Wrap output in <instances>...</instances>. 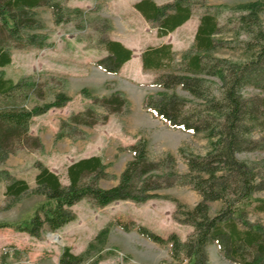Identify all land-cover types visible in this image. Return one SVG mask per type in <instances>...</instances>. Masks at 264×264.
Listing matches in <instances>:
<instances>
[{
    "label": "trees",
    "instance_id": "obj_1",
    "mask_svg": "<svg viewBox=\"0 0 264 264\" xmlns=\"http://www.w3.org/2000/svg\"><path fill=\"white\" fill-rule=\"evenodd\" d=\"M193 1L176 0L159 6L153 0H141L134 8L147 22L157 24L159 37H164L190 20ZM42 7L52 11L57 26L73 22L75 29L81 31L85 23L83 11L65 6L63 0H0V164L23 149L43 152L41 139L30 134L32 120L52 109L64 108L72 100L61 90H47L36 75L23 76L17 81L6 76L5 68L12 64L13 49L51 47L46 34L36 33L45 29L37 12ZM263 9L262 2L249 3L241 7V14L236 17L239 24L251 32L244 48L252 52V57L246 63H231L210 54L222 47L221 41L215 39L222 34V29L217 15L210 11L200 18L194 46L183 53L180 63H176L171 45L149 48L142 54L143 69L161 72L155 85L164 90L145 98V110L173 129L205 134L211 140L210 150L204 156L180 149L187 173L177 171L172 154L152 160L148 143L142 138L127 148L133 158L118 184L110 189L99 185L109 177L108 166L100 156L70 164L66 185L41 162L35 165L38 173L34 188L26 180L0 168V183L6 186L5 209L12 208L30 194L45 198L28 222L0 227L14 228L41 239L44 228L57 232L75 221L73 207L81 201L100 208L119 201L142 204L152 199H170L159 191L189 186L201 197L194 208H186L177 199H170L177 204L174 219L194 229L186 240L177 234L165 239L134 222L121 224L120 228L125 232L135 230L160 245L171 244L172 262L163 264H210L208 247L213 244L218 245L226 259L235 263L264 264V224L253 223L248 218L250 209L264 214V199L256 197L264 192V161L256 164L238 158L244 152L264 151V133L259 139L254 136L258 129L264 132L261 121L264 119V93L262 97L244 94L249 87L264 92V31L260 19ZM102 23L106 29L110 28L107 20ZM98 43L104 45L107 55L97 65L108 73L118 74L132 58V51L120 42L99 38ZM177 87L197 102L166 92ZM82 94L91 100V106L62 120L56 141L84 139L87 133L83 128L106 123L112 115L130 112L129 101L121 91L107 97L93 96L86 89ZM48 96L53 99L48 100ZM32 100L35 104L29 107L27 103ZM99 108L104 113H100ZM213 202H222L215 216L210 215ZM109 230V226L104 227L94 239L96 244L91 243L82 254L76 255L65 248L59 264H86L93 249L103 250ZM102 259L98 257L92 264Z\"/></svg>",
    "mask_w": 264,
    "mask_h": 264
},
{
    "label": "rangeland",
    "instance_id": "obj_2",
    "mask_svg": "<svg viewBox=\"0 0 264 264\" xmlns=\"http://www.w3.org/2000/svg\"><path fill=\"white\" fill-rule=\"evenodd\" d=\"M63 1L65 6L83 11L85 23L80 28L82 30L77 31L73 22L68 26H57L49 8L37 9L45 29L36 33L46 34L51 47L13 49L12 64L5 71L6 76L14 81L23 76L36 75L47 90H61L72 100L64 108L52 109L32 120L30 134L41 139L43 152L20 150L0 164V168L26 180L34 188L38 173L35 165L41 162L59 175L61 182L66 185L69 182L67 167L70 164L80 159L100 156L108 166L109 177L101 180L99 185L101 188L110 189L118 184L127 163L133 158L127 148L142 138L148 143V153L152 160H158L167 153L172 154L176 159L177 171L181 174L187 173L188 168L180 149L204 156L210 150L211 140L205 134L173 129L168 123L145 110V98L164 90L155 85L156 77L161 72L143 69L142 54L149 48L171 45L176 54V63H180L183 53L194 46L200 18L210 11L217 15L222 29V34L215 38L218 42L221 41L222 47L216 48L210 54L231 63H246L252 57V52L244 48L251 32L239 24L236 17L241 14L243 5L264 3V0H194L191 4L190 20L164 37H159L157 24L147 22L134 8L141 0ZM153 1L163 6L176 0ZM260 19L264 31V9ZM102 20H107L110 28L106 29ZM99 38L120 42L133 53L127 66L122 67L116 75L97 65L107 55L104 45L98 43ZM214 80L219 82L218 79ZM85 89L97 97H107L115 91H121L129 101L130 112L126 115H112L106 123L83 128L87 133L84 139L56 141L61 121L91 106V100L82 94ZM166 92L176 93L189 101L194 100L181 87ZM263 93L253 87L244 91L246 97H262ZM52 99L53 96H48V100ZM34 104L33 100L27 103L29 107ZM98 111L104 113L101 108ZM261 121L264 123V119ZM263 133V130L258 129L254 136L259 139ZM238 158L260 164L264 161V151L244 152ZM5 187V183H0V225L28 222L45 201L42 196L30 194L12 208L5 209ZM158 193L177 199L189 209L201 201V197L189 186H174ZM256 197L264 199V192L256 194ZM170 199H152L142 204L119 201L104 208L93 206L84 200L73 207L77 216L75 221L57 232L44 228L41 239L14 228L0 227V264H59V257L65 248H70L76 255L86 252L106 226H109L110 233L103 250L100 252L99 247L93 249L91 259L86 264H92L98 257H103L98 264L172 262L171 244L160 245L135 230L125 232L120 228L121 224L134 222L165 239L177 234L182 240H186L194 229L174 219L177 204ZM221 208L222 202L210 203V215L215 216ZM180 218L183 219V216L180 215ZM248 218L253 223L264 224V214L254 209L249 210ZM208 254L210 264H238L226 259L217 244L208 247Z\"/></svg>",
    "mask_w": 264,
    "mask_h": 264
},
{
    "label": "crops",
    "instance_id": "obj_3",
    "mask_svg": "<svg viewBox=\"0 0 264 264\" xmlns=\"http://www.w3.org/2000/svg\"><path fill=\"white\" fill-rule=\"evenodd\" d=\"M127 64H128V63L124 64V66H123V67L125 68V67L127 66Z\"/></svg>",
    "mask_w": 264,
    "mask_h": 264
}]
</instances>
